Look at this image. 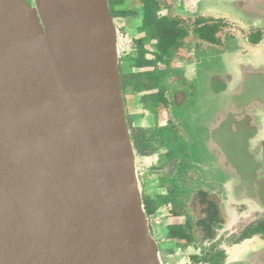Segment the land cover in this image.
<instances>
[{
    "label": "water",
    "instance_id": "water-1",
    "mask_svg": "<svg viewBox=\"0 0 264 264\" xmlns=\"http://www.w3.org/2000/svg\"><path fill=\"white\" fill-rule=\"evenodd\" d=\"M193 1L204 7L184 0L189 15L264 28V0ZM33 4L0 0V264H164L109 0ZM234 51L224 54L225 74L208 79L215 100L202 110L199 88L185 126L205 155L207 180L230 203L263 211L264 43L249 56ZM228 264H264V239L241 245Z\"/></svg>",
    "mask_w": 264,
    "mask_h": 264
},
{
    "label": "flooded vegetation",
    "instance_id": "flooded-vegetation-1",
    "mask_svg": "<svg viewBox=\"0 0 264 264\" xmlns=\"http://www.w3.org/2000/svg\"><path fill=\"white\" fill-rule=\"evenodd\" d=\"M175 2L109 0L143 199L161 256L174 264H228L241 245L264 239V210L230 203L228 191L207 180L200 168L205 155L184 127L186 110L178 108L186 109L198 94L186 71L201 64L204 49L226 54L234 44L248 55V47L264 43V28L184 15Z\"/></svg>",
    "mask_w": 264,
    "mask_h": 264
},
{
    "label": "rangeland",
    "instance_id": "rangeland-1",
    "mask_svg": "<svg viewBox=\"0 0 264 264\" xmlns=\"http://www.w3.org/2000/svg\"><path fill=\"white\" fill-rule=\"evenodd\" d=\"M28 1L31 2L32 5H34L33 4V0H28ZM189 1L192 2V3H194L192 5V7L190 8V10H198V9L204 7L203 2L200 4V6H198L193 0H189ZM175 3L177 4V9H178V11L180 13H182L184 15H189V14H187V13H185L183 11V10H186L185 4H184V0H176ZM211 6H212V4H207L206 5V9L212 10L213 8H211ZM191 16H196V13H193ZM225 18H229V17H225ZM229 46H230L229 47V50H228V52L226 54H229V52L235 50L238 53H241V55H243V56H249L250 55V52H249L248 55H244L240 50H237L235 48L236 45H234V44H230ZM208 49H210V50H208ZM208 49H204L205 51L202 54H200V56H202L201 64L198 65V66H196V67L189 68L186 71V74L195 83L196 87L198 88V91H199V88L202 91V94H203V102H204V106H203V109L202 110H204L206 108V106L211 103L212 99L215 100V98L209 93V91L206 88L207 87V83H208V79L210 78V76L212 75L213 72H217L218 74L224 75L225 72L227 71V68H228L227 57L224 56V53H222V51H220V50H218L216 48H213V47H210ZM248 50H250L249 47H248ZM200 69H202L201 70V74L202 75L198 76L197 75V71L200 70ZM196 96H197V94H196ZM195 97L192 100V102L190 103V106H187L186 109H184V108H178V109L180 111L186 110V112L188 113V112L192 111V109L197 108L199 106L198 105V96H197L196 101H195ZM129 104L130 103L128 101V105ZM134 104L135 103H132V101H131V104L129 105V107H133ZM186 121H187V123L189 125L190 120L188 121L186 119ZM184 127H185V121H184ZM189 131H190V128H189ZM147 187H148V185H147ZM148 189L150 190V187H148ZM149 194H151L152 196L157 197L155 192L154 193H151L149 191ZM162 256H163L162 257V260L164 262H170L172 264L175 263L174 260L171 259V258H169L168 256H165L164 254Z\"/></svg>",
    "mask_w": 264,
    "mask_h": 264
},
{
    "label": "trees",
    "instance_id": "trees-1",
    "mask_svg": "<svg viewBox=\"0 0 264 264\" xmlns=\"http://www.w3.org/2000/svg\"><path fill=\"white\" fill-rule=\"evenodd\" d=\"M110 8H111L112 16L114 17L115 16V10L113 9L112 3H110ZM145 207H146V205H145ZM146 211H147V209H146Z\"/></svg>",
    "mask_w": 264,
    "mask_h": 264
}]
</instances>
